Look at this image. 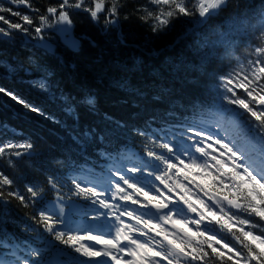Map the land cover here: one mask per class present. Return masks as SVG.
Segmentation results:
<instances>
[{
	"label": "snow or ice",
	"instance_id": "1",
	"mask_svg": "<svg viewBox=\"0 0 264 264\" xmlns=\"http://www.w3.org/2000/svg\"><path fill=\"white\" fill-rule=\"evenodd\" d=\"M10 2L26 4L36 13L40 11L30 0ZM228 4L229 0H148L146 5L137 6L135 10L144 13L140 19L145 22L152 20V30L158 32L180 16L194 17L197 24L207 25L225 11ZM124 7L126 4L122 0H59L57 5L48 6L45 14L36 17L38 24H34L29 15L21 16L10 7L0 5V13L20 16L39 39H43L46 28L60 26L58 30L75 47L76 41L70 35L74 12H85L97 23L103 13L105 24L115 25ZM124 18L128 19V16ZM0 21L8 24V29L0 28L2 36L10 38L11 30L30 34L29 27L11 23L3 15H0ZM257 27L259 43L251 50L254 58L244 64L237 60L233 73L220 78L217 86L223 89L220 103L194 105L193 117L186 118L187 130L198 139L189 136L190 144L175 139L158 142L148 135L150 124L146 129H134L137 135L147 137L167 155L148 149L147 157L159 164L141 161L139 165L123 169L116 165L109 168V176L118 177V181H107L108 190L112 185L115 189L111 195L112 203L107 197L101 198L107 190L97 191L93 181H88L93 186H87V183L81 186L77 182L79 177L72 180L75 196L91 199L93 204L107 210L103 222L84 225L74 222L70 215L66 218L64 197L60 195L63 185L55 175L47 178L56 197L39 209L37 223L61 244L85 258L71 264H264V9L260 10L255 24L247 18L233 16L224 25L205 28L199 32L196 44L202 62L214 57L221 48L227 57L235 58L232 49L236 39L256 34ZM40 87L47 90L44 83ZM237 88L243 89V97L236 94ZM0 93L32 112L45 115L11 91L0 88ZM225 102L244 109L254 118L253 124L241 125L237 113L226 107ZM87 103L91 106L94 101L89 98ZM34 148L30 139L9 140L0 144V161L14 169L18 163H27ZM183 156L188 157V162L182 159ZM144 168L152 169L147 176L154 180L143 176ZM122 171L141 173V177L121 174ZM155 181H159V186ZM14 185L15 180L0 171V202L14 197L28 206L41 200L42 189L27 186L30 196L26 198L14 189ZM117 200L136 207H122L115 202ZM125 216L135 223H126ZM93 219L100 220V216ZM81 240L95 243L85 246L79 244ZM5 246L0 240V247ZM48 248L50 256L32 249L23 260L19 257L8 260L0 255V264H70L60 259L65 255L61 249L54 245ZM11 255L15 256V252Z\"/></svg>",
	"mask_w": 264,
	"mask_h": 264
},
{
	"label": "trees",
	"instance_id": "2",
	"mask_svg": "<svg viewBox=\"0 0 264 264\" xmlns=\"http://www.w3.org/2000/svg\"><path fill=\"white\" fill-rule=\"evenodd\" d=\"M122 2L126 7L121 9L115 25H106L103 13L97 23L85 12H74L72 26L81 42L78 53L71 52L60 41L50 55L22 50L19 38L0 39V88L11 91L45 114L32 112L5 93H0V144L31 138L35 152L40 138L37 145L44 150L42 152L47 154V149L52 147L56 156L62 153L61 150L56 151L60 143L74 137L64 131L63 125L76 127L75 120L78 119L82 125L87 124L85 128L91 142L88 148L92 144L98 145L104 152L103 144L116 147L128 138L142 140L143 137L134 129H144L149 118L158 113L165 102L183 104L195 100L220 103L222 88L217 86L222 73L210 65V59L202 62L197 54L198 34L207 27L192 33L196 19L180 16L173 19L167 28L154 32L153 21L140 19L144 13L135 10L137 6L146 5L148 0ZM30 3L39 8V13L33 12L26 4L0 0V5L10 7L13 12L29 15L34 24L39 23L38 15L45 14L46 8L57 5L59 0H30ZM261 9H264V0H229L227 9L212 23L213 27L224 25L226 19L233 16L247 18L255 24ZM0 15L11 23L29 27L30 33L34 32L20 16L11 13ZM125 15L128 19L124 18ZM258 33L259 29L256 34L244 37L245 43L252 44L251 50L259 43ZM236 41H242V37ZM251 50L247 51L248 57H253ZM232 51L234 57L245 56L243 46L235 44ZM44 82L47 86L48 83L52 85L51 95L42 92L40 84ZM89 95L96 99L91 106L86 101ZM90 126H96L93 128L96 131ZM97 130L102 132L105 140L99 138ZM47 144L50 145L46 149ZM69 144L74 145L73 141ZM55 156L43 157L42 160L37 158L36 162L41 165L35 170L28 160L19 166V171H23L20 176L28 183L38 182L43 189V179L51 171ZM0 171L9 175L11 168L5 161H0ZM44 191L49 195L46 199L53 197L49 191ZM10 201L11 209L7 213L0 202V225L7 220V225L15 226L13 220L36 218L38 203L40 208L44 206L42 200L33 207L31 204L24 206L14 197ZM18 209H24L22 215Z\"/></svg>",
	"mask_w": 264,
	"mask_h": 264
},
{
	"label": "rangeland",
	"instance_id": "3",
	"mask_svg": "<svg viewBox=\"0 0 264 264\" xmlns=\"http://www.w3.org/2000/svg\"><path fill=\"white\" fill-rule=\"evenodd\" d=\"M59 27H60V26H57L56 31H58ZM59 32H60V31H59ZM71 33H72V29H71V31H70V34H71ZM11 35H13V34H11ZM0 37H5V36L0 35ZM48 47H49L50 50H52L53 45H50V46H48ZM186 160L188 161V159H186ZM125 187H126V186H125Z\"/></svg>",
	"mask_w": 264,
	"mask_h": 264
},
{
	"label": "water",
	"instance_id": "4",
	"mask_svg": "<svg viewBox=\"0 0 264 264\" xmlns=\"http://www.w3.org/2000/svg\"><path fill=\"white\" fill-rule=\"evenodd\" d=\"M67 43H69L71 45V42L70 41H67ZM77 43V42H76ZM76 49V47H74Z\"/></svg>",
	"mask_w": 264,
	"mask_h": 264
}]
</instances>
